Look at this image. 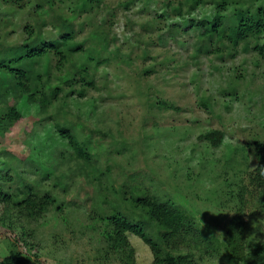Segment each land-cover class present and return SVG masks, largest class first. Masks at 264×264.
<instances>
[{
    "label": "rangeland",
    "instance_id": "374dc122",
    "mask_svg": "<svg viewBox=\"0 0 264 264\" xmlns=\"http://www.w3.org/2000/svg\"><path fill=\"white\" fill-rule=\"evenodd\" d=\"M73 1L64 0L65 8H71ZM104 1L112 7L119 2ZM253 6L254 10L264 7V0ZM113 10L112 32L118 38L115 43L129 56L125 57L129 64L115 61L101 67L99 89H88L82 98L75 94L66 107L69 118L96 131L92 146L97 165L110 167L111 178L118 185L134 175L132 184H142L186 210L209 236L220 234L228 220L240 212L246 223L248 245H264V207L257 197H239L255 161L248 155L245 165L242 153L233 152L237 147L245 148L247 155V139L264 130V56L253 47L244 52L240 45L237 55L223 52V58L216 53L194 58L200 31L187 29L191 18H161L159 0L148 4L140 0L130 10ZM213 10L199 9L194 17L210 21ZM233 13L234 7H230L225 16L232 17ZM178 22L182 27L173 28L172 24ZM88 29L78 33V41L88 35ZM19 36L18 31L12 33L7 43L13 45ZM4 39L0 38L2 44ZM141 39L147 44L139 43ZM165 56L170 60L162 65ZM152 63L155 69L143 75L142 82L143 68ZM232 82L237 87L234 96L223 92L229 91ZM148 88L153 100L166 101L179 109L152 108L157 119H147L148 106L138 89ZM24 105L22 101L17 105L24 120L0 132V173L10 175L13 190L23 184L38 186L42 193L49 189L64 207L60 211L52 207L38 219L18 216L20 209L16 207L6 218L5 206L0 202V260L16 247L32 256L33 264H120L117 255L106 257L102 233L110 228L96 219L93 209L98 182L87 175L88 169L81 162L72 158L56 162L55 156L60 158L56 150L68 149L55 143L59 138L51 118L55 111L36 115L35 109L27 111ZM4 107L0 101V112ZM213 129L225 132L219 148L200 139ZM52 153L56 154L53 159ZM47 170L51 171L48 177ZM62 173H67L63 179L66 187L55 181ZM129 240L135 249L136 264H152L149 246L135 235ZM192 253L193 264H223L219 255L211 257L195 248Z\"/></svg>",
    "mask_w": 264,
    "mask_h": 264
},
{
    "label": "trees",
    "instance_id": "16d2710c",
    "mask_svg": "<svg viewBox=\"0 0 264 264\" xmlns=\"http://www.w3.org/2000/svg\"><path fill=\"white\" fill-rule=\"evenodd\" d=\"M137 1L140 0H119L116 7H112L104 0H74L71 8H65L64 0H0V29L3 32L0 38H6L3 44L0 42V101L5 106L0 112V132L9 131L24 120L22 111L17 109L18 102H24L27 111L35 109L36 115L55 111L51 116L59 133L55 143L68 150L58 149L56 154L59 152L60 158L53 153L51 158L55 156L59 164L68 162L70 158L81 162L88 169L87 175L98 182L93 209L96 219L110 228L102 233L107 245L106 257L115 254L120 264H136L130 235L139 237L149 246L154 258L152 264H193L194 248L211 257L219 255L223 264H264V245H248L246 223L240 212L228 220L220 234L207 235L186 210L164 196L148 191L142 184H132L134 175L127 176L120 185L115 184L110 167L97 165L92 146V135L96 131L83 122L77 123L69 118L67 100L75 94L81 98L86 96L88 89H99V70L104 65L125 62L128 55L116 46L118 38L112 32L115 23L113 8L130 10ZM142 1L148 4L150 0ZM159 1L161 18H191L187 29L192 27L200 31L194 58L212 53L223 58V52H227L228 56L237 55L240 45L244 52L253 47L264 56V42H261L264 36V7L254 10L253 6L258 0ZM209 7L214 9L212 20L198 21L194 17L199 9ZM230 7H234V13L232 17H226ZM3 11L11 16H4ZM15 16H19L17 20L13 18ZM87 27L90 28L88 35L78 41V33ZM172 27L179 29L182 25L178 22ZM16 31L20 35L19 41L8 44L7 37ZM141 40L139 43L147 44V40ZM169 60L170 57L165 56L162 65ZM125 64H129L128 61ZM150 66L143 68L142 82L145 79L143 75L155 69L154 63ZM137 82H141L139 78ZM232 83L227 89L229 91L225 89L223 92L234 96L237 87ZM138 94L148 106L147 119H157L152 108L161 111L164 107L179 109L166 101L153 100L149 88L138 89ZM203 105L209 107L207 101ZM37 119L41 121L39 117ZM76 129L79 134L74 132ZM85 130L89 134H85ZM261 133L264 134V130L247 139V155L244 154L245 148L237 147L233 152L242 153L245 165L248 155L255 161V168L248 170L247 183L242 186L239 197L244 194L257 197L264 207V135ZM224 138L225 132L220 129L209 130L200 136L214 148L221 147ZM45 173L48 177L51 171ZM66 175L62 173V177L55 180L58 185L67 186L63 182ZM11 184L10 175L0 173V202L5 206L6 218L16 207L20 209L18 216L28 219H38L52 207L59 211L64 207L49 189L42 193L38 186L23 184L13 190ZM33 263L32 256L16 247L0 260V264Z\"/></svg>",
    "mask_w": 264,
    "mask_h": 264
}]
</instances>
